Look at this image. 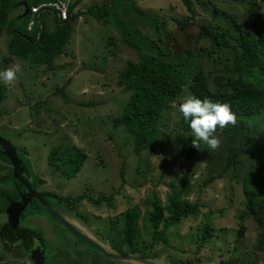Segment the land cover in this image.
<instances>
[{"label":"rangeland","instance_id":"rangeland-1","mask_svg":"<svg viewBox=\"0 0 264 264\" xmlns=\"http://www.w3.org/2000/svg\"><path fill=\"white\" fill-rule=\"evenodd\" d=\"M41 1L24 0L26 4ZM105 1L110 2L82 0L76 7L83 14L74 26L64 53L54 58L52 68L21 61L22 71L17 73L15 81L11 84L0 81L7 96L1 105L4 114L0 115V136L17 147L27 168L24 174L41 193L72 199L85 192L93 197L113 196L111 205L96 206L85 200L76 205L75 211L60 204L58 199L50 198L64 219L110 255L123 253L128 256L122 257L130 256V249L119 244L118 235L123 230L119 216L137 209L140 213L138 247L152 263L163 258L164 264H264V229L248 217L244 190L245 186L252 187L264 199V162L257 167L262 158L264 122L259 121L261 118L248 121L255 140L235 163L229 165L225 141L227 135H236L234 126L216 135L221 145L215 151L198 141L200 148L195 149L196 154L191 159L185 153L187 141L178 127L180 112L177 106L172 107L164 112L157 148L153 152L145 150L137 154L134 137L127 128L114 126V120L122 114L130 97V92L118 83L119 73L129 61H138L137 54L124 42L119 30L85 13L89 7ZM134 1L139 9L169 21L170 29L175 28L179 20H187L189 29L176 36L180 43L188 40L189 33L198 34L199 24L206 19L214 18L224 25L234 20L245 27L251 22L243 0H201L206 3V8L193 0L194 14L181 0ZM122 8L127 9V6ZM258 10L264 12V4H260ZM20 11L11 13L9 21ZM127 11V17L134 16L132 9ZM52 16L51 13L37 16L34 29L38 28L41 19L46 29L53 32L56 27ZM28 22V17L18 19L16 25L31 32L33 23ZM141 29L153 37L149 26ZM7 49L4 33L0 37V71L18 62L9 56ZM60 91H65V96ZM39 101H45V104L39 109L32 108ZM241 141L242 137L239 144ZM61 145H76L87 154L81 172L74 178H68L48 165L50 151ZM3 152L0 151V191H12L13 187L18 191L21 183L9 178L12 165ZM221 172L225 174L221 179L205 183ZM38 177L45 181L41 187H37ZM7 178L8 181H4ZM183 185L187 190L184 198L192 203L199 202L203 208L197 218L183 220L170 229L166 235L168 245H165L152 233L149 222L151 201L157 196L165 202L174 192L173 187L177 190ZM20 190L26 194L24 187ZM37 202L33 198L30 200L26 214L39 210ZM7 221V212L0 214V227ZM20 222L21 226L43 235L48 257L46 264H142L137 261L112 263L106 255L76 239L62 223L45 214L27 215ZM207 225L212 227L213 237L204 243L203 231ZM243 228L246 233L240 238ZM108 242L113 244L110 246ZM115 247L118 249L113 250ZM0 253L5 256L0 264H34L29 257L16 258L6 254L1 242Z\"/></svg>","mask_w":264,"mask_h":264},{"label":"trees","instance_id":"trees-1","mask_svg":"<svg viewBox=\"0 0 264 264\" xmlns=\"http://www.w3.org/2000/svg\"><path fill=\"white\" fill-rule=\"evenodd\" d=\"M181 1L187 10L194 14L193 0ZM198 1L200 6L206 8L205 2ZM81 2L82 0H76L71 6L68 21L59 22L57 17L53 16L56 27L53 32L46 29L41 19L38 28L35 30L34 27L29 32L27 29H20L15 21L30 18L32 4L28 3L26 7L24 0L20 2L0 0V37L6 33L9 56L15 57L18 62L29 61L52 68L54 58L64 53V48L74 32V26L83 14L82 11H75ZM243 2L247 5L251 18L248 27L234 20L224 25L214 18L206 19L199 24L198 34H187L188 40L185 43L177 42L176 36L189 29L187 20H179L176 27L170 29L169 21L139 9L134 0H110L109 3L105 1L89 7L85 12L93 15L99 22L119 30L124 42L137 54L138 61H129L119 73L118 83L125 91L130 92V97L122 114L114 120L115 127L125 126L134 137L137 154L145 150L153 152L157 148L163 128L164 112L174 104L178 108L182 99L188 95L231 105L237 116V123L233 128L237 133L225 137L229 165L235 163L243 150L255 140L251 135L248 121L261 118L259 121L264 122V118L261 117L264 115V12L258 10L259 5L264 4V0ZM123 6L132 9L134 16L127 17L129 13L126 8H122ZM26 10L29 11L25 16ZM214 10L217 12L216 8ZM15 11H20L19 15L9 21L10 14ZM187 18L190 19L188 16ZM143 26H149L153 30V37L143 33L141 29ZM64 93L60 91L63 96ZM6 98L5 90L0 83V115L4 114L1 105ZM44 104L45 101H39L32 108L39 109V106ZM189 125L190 120H185L180 112L178 127L187 141L184 146L185 153L193 159L196 148L192 146V142L196 138ZM231 126L224 129L217 127L215 135ZM241 137L242 141L239 144ZM261 157L257 167L264 162V145ZM86 159L87 154L80 147L61 145L50 151L47 161L56 172L74 178L81 172ZM11 170L13 172L12 167ZM12 172L9 175L10 179ZM224 175V172H221L205 183L221 179ZM4 181H8V178ZM44 184V179L38 177L37 187ZM173 189L174 192L167 196L165 202H162L160 197H154L149 214L154 237L165 245H168L166 235L170 229L180 225L183 220L197 218L203 208L199 202L192 203L184 198L187 191L185 185L177 190L174 187ZM244 190L248 217H252L258 226L264 229V199L252 187L245 186ZM42 193L49 201L50 198L58 199L60 204H65L71 211H75L76 205L85 200L101 206L104 203L111 205L113 199V196L107 198L104 194L93 197L87 192L74 199L63 198L49 192ZM19 197V192L14 187L12 191H0V214L6 213V209L19 200ZM33 214L50 216L41 206L39 210H31L21 216L23 219ZM77 216L81 218L79 212ZM119 217L123 223V230L118 235L119 244L130 249V256L148 259L144 252L139 250L137 243L139 211L128 210ZM212 233V227L207 225L203 231L204 243L213 237ZM245 233L246 228H243L239 234L240 238L244 237ZM0 242L6 254L10 253L16 258H31V252L38 246L43 249L46 247L41 233L21 225L13 229L8 221L0 227ZM108 244L111 246L113 243ZM262 246L264 249V241ZM116 247L113 250H117ZM123 255L128 256L123 253L119 256ZM4 260L5 256L0 253V263Z\"/></svg>","mask_w":264,"mask_h":264},{"label":"clouds","instance_id":"clouds-1","mask_svg":"<svg viewBox=\"0 0 264 264\" xmlns=\"http://www.w3.org/2000/svg\"><path fill=\"white\" fill-rule=\"evenodd\" d=\"M51 1L56 0H43L41 2L32 4L31 9L35 5ZM24 3L26 4V2ZM26 5L28 6V4ZM77 10L78 9L76 8L75 11ZM47 13H51L53 16H56L59 22H63L59 20L56 13ZM44 14L46 13H42L38 16H43ZM31 20L32 11L30 10L29 22H31ZM33 21L35 22V19ZM35 25L36 23H34L33 28L35 27ZM21 71V65L19 62H17L14 65L4 69L3 71H0V81L5 84H11L17 79V73ZM173 107H176V105L174 104ZM178 110L183 114L185 120H190L189 126L196 138L192 142V146L198 149L200 148V144L198 143V141H203L211 150H217L221 145L220 138L215 135L217 127H219L220 129H224L229 125L235 126L237 123V116L232 111L230 104L213 102L208 98L201 100L193 95L185 96L182 99V102L178 105ZM153 264H164V260L163 258H161L160 260L154 261Z\"/></svg>","mask_w":264,"mask_h":264},{"label":"water","instance_id":"water-1","mask_svg":"<svg viewBox=\"0 0 264 264\" xmlns=\"http://www.w3.org/2000/svg\"><path fill=\"white\" fill-rule=\"evenodd\" d=\"M26 5V4H25ZM27 7V5H26ZM28 10L25 12V16L27 15ZM16 20L15 22H17ZM1 148H4L1 149ZM0 151H4L3 153L6 154V159L9 160L10 164L13 168V176L14 180H17L21 183V186L24 187L26 194L23 193V190L21 191L20 185H18V191L19 196L21 197L19 201H16L12 203L7 209V215H8V222L12 226L13 229H17L20 225L21 221V215L25 212L27 209V206L30 202V200L33 198L37 203L44 208L47 213L58 220L60 223H62L72 234L73 236L88 244L92 249L99 251L106 255V257L111 261H137L142 264H153L152 262L146 260L145 258H141L138 256H129V257H122V256H116V255H110L106 253V251L101 248L98 244H96L93 240L82 234L78 229L72 225L70 222H68L66 219H64L60 213L56 210V208L51 204V202L48 200V198L43 195L37 188L34 187V185L31 183L29 178L24 174L27 172V168L20 159V156L18 154V149L15 147L11 141L7 140L3 136H0ZM46 251L41 246H38L36 249L32 251V257L34 264H46Z\"/></svg>","mask_w":264,"mask_h":264},{"label":"built area","instance_id":"built-area-1","mask_svg":"<svg viewBox=\"0 0 264 264\" xmlns=\"http://www.w3.org/2000/svg\"><path fill=\"white\" fill-rule=\"evenodd\" d=\"M75 0H56L51 2H43L39 5L32 7V20L31 23L34 25V19L36 16L53 12L56 13L60 21H67L69 19V10Z\"/></svg>","mask_w":264,"mask_h":264},{"label":"flooded vegetation","instance_id":"flooded-vegetation-1","mask_svg":"<svg viewBox=\"0 0 264 264\" xmlns=\"http://www.w3.org/2000/svg\"><path fill=\"white\" fill-rule=\"evenodd\" d=\"M19 192V191H18ZM20 200V199H19ZM19 200H17V201H19ZM45 249V248H44ZM45 255H46V253H45ZM46 258L48 259V257H47V255H46Z\"/></svg>","mask_w":264,"mask_h":264},{"label":"crops","instance_id":"crops-1","mask_svg":"<svg viewBox=\"0 0 264 264\" xmlns=\"http://www.w3.org/2000/svg\"><path fill=\"white\" fill-rule=\"evenodd\" d=\"M81 18V17H80ZM21 220H22V216H21ZM6 223V222H5ZM21 223V222H20Z\"/></svg>","mask_w":264,"mask_h":264}]
</instances>
